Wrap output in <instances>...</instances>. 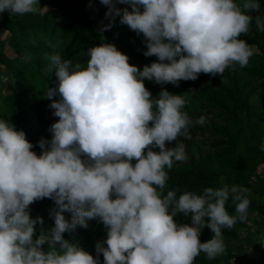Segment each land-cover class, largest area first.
Instances as JSON below:
<instances>
[{"label": "clouds", "instance_id": "clouds-1", "mask_svg": "<svg viewBox=\"0 0 264 264\" xmlns=\"http://www.w3.org/2000/svg\"><path fill=\"white\" fill-rule=\"evenodd\" d=\"M100 3L109 8L106 17L118 15L121 24L143 34L144 55L157 61L138 69L112 43L89 48L86 67L59 54L45 57L57 80L45 95L49 100L59 95L50 104L59 119L50 126L51 140L38 142L40 155L31 151L33 144L24 131L0 119V264H99L98 257L63 237L77 226L87 228L93 219L107 229L103 241L107 247L101 242L95 245L104 264H194L202 252L212 260L225 251L222 228L246 220L251 190L224 184L204 188L200 194L177 195L169 190L164 195L166 169L187 158L183 143L166 145L180 136L190 139L193 121L183 110L184 95L162 89L153 98L144 80L178 86L201 73L222 76L237 64L246 67L253 49L238 37L249 32L253 20L264 31V17L248 14L260 12V4L258 0H244L242 5L236 0ZM116 3L129 5L131 11L116 8ZM37 4L38 0H0V13H34ZM204 122L203 116L195 121ZM230 197L236 215L226 210ZM42 198L57 205L50 238L35 235V225L42 220L33 219L28 211ZM64 212L72 218L66 219ZM178 213H191V225L177 224ZM205 226L214 235L201 243Z\"/></svg>", "mask_w": 264, "mask_h": 264}, {"label": "trees", "instance_id": "trees-1", "mask_svg": "<svg viewBox=\"0 0 264 264\" xmlns=\"http://www.w3.org/2000/svg\"><path fill=\"white\" fill-rule=\"evenodd\" d=\"M243 2L236 0L240 5ZM258 2L260 12L248 14L264 17V0ZM90 4L91 0H38L34 13H0V119L24 131L26 139L33 144L31 151L38 156L41 153L38 142L51 140L50 126L59 119L50 107L52 100L60 99L59 95L52 100L45 95L47 88L57 84L46 56L59 54L62 59L86 67L89 48L112 43L129 57V64L138 69L157 61L155 56L144 55L147 48L142 33L138 35L121 24L118 15L106 17L109 11L106 5L101 30L97 31L88 17ZM116 8L131 11L127 4ZM42 9L45 11L41 12ZM109 24L110 28L104 30ZM238 39L253 49L246 67L237 64L226 69L222 76L201 73L196 80H182L178 86L144 80L153 98L162 89L184 95L187 103L183 110L193 121L189 126L190 139L180 136L176 142L166 145L173 147L183 143L187 158L166 169L169 178L164 195L169 190H175L177 195L184 191L200 194L204 188H219L224 184L245 187L252 193L246 220H238L231 229L222 228L224 253L209 260L202 252L194 264H264V31H259L253 20L249 32ZM21 50L36 53L35 69L42 81L38 93L13 62L14 55ZM201 116L205 117V122L196 124ZM56 210L57 205L50 198H42L29 206L30 216L42 220L35 225L36 236L43 233L51 237ZM226 210L236 215L231 197ZM63 215L66 219L72 218L71 213ZM174 220L177 224L191 225V213L188 216L178 213ZM213 235L205 226L199 240L207 242ZM63 237L104 264L103 255L96 252L95 245L101 242L107 247L103 244L107 229L98 219L88 221L87 228L77 226L74 231L63 233ZM48 247L46 241L42 250Z\"/></svg>", "mask_w": 264, "mask_h": 264}, {"label": "rangeland", "instance_id": "rangeland-1", "mask_svg": "<svg viewBox=\"0 0 264 264\" xmlns=\"http://www.w3.org/2000/svg\"><path fill=\"white\" fill-rule=\"evenodd\" d=\"M104 5L100 3V0H91V4L89 6L88 17L93 22V26L97 31L101 30L102 22H103V8ZM115 7H121L120 3H116ZM45 9H42L41 12H44ZM13 62L14 64L23 72L25 77L29 80V82L34 86L36 92H39L41 86V79L36 73L35 69V58L36 53L27 52L21 50L14 55Z\"/></svg>", "mask_w": 264, "mask_h": 264}]
</instances>
